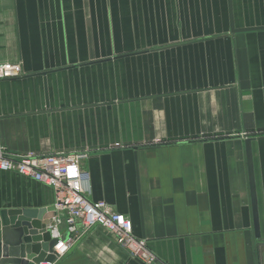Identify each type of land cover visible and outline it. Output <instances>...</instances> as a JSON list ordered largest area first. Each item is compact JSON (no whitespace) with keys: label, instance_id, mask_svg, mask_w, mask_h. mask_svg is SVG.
<instances>
[{"label":"crops","instance_id":"crops-1","mask_svg":"<svg viewBox=\"0 0 264 264\" xmlns=\"http://www.w3.org/2000/svg\"><path fill=\"white\" fill-rule=\"evenodd\" d=\"M232 7L236 28L264 27V0ZM6 62L22 69L0 80L8 152L85 153L88 200L127 216L154 264H264V29L231 33L227 0H0ZM53 201L0 172V210ZM56 264L144 263L78 226Z\"/></svg>","mask_w":264,"mask_h":264},{"label":"built area","instance_id":"built-area-1","mask_svg":"<svg viewBox=\"0 0 264 264\" xmlns=\"http://www.w3.org/2000/svg\"><path fill=\"white\" fill-rule=\"evenodd\" d=\"M20 64L0 63V80L19 76ZM85 153L66 154H13L0 142V172L14 173L28 178L53 190V214L46 225L51 239L57 244L52 247L54 261L38 264H56L67 254L77 234L78 226L89 229L99 226L111 233L116 244L131 257L144 264H154L155 255L148 249L145 239L132 234V224L127 216L104 202H91L89 174L81 168ZM64 231V232H63Z\"/></svg>","mask_w":264,"mask_h":264},{"label":"water","instance_id":"water-1","mask_svg":"<svg viewBox=\"0 0 264 264\" xmlns=\"http://www.w3.org/2000/svg\"><path fill=\"white\" fill-rule=\"evenodd\" d=\"M229 29L231 33L256 31L264 27L236 28L233 17L232 0H227ZM246 157L249 175V187L254 224V237L259 238L257 200L255 193L253 167L250 151V139L246 141ZM46 208H13L0 210V264H38L54 261L52 247L57 244L51 239L50 232L43 223Z\"/></svg>","mask_w":264,"mask_h":264}]
</instances>
